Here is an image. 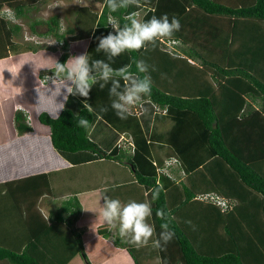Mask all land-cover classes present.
<instances>
[{"label": "trees", "instance_id": "1", "mask_svg": "<svg viewBox=\"0 0 264 264\" xmlns=\"http://www.w3.org/2000/svg\"><path fill=\"white\" fill-rule=\"evenodd\" d=\"M38 1L0 0V9L10 7L31 32L57 40L59 63L68 59L69 42L79 39H89L90 59L106 60L103 52H96L97 37L115 34L110 18L121 27L123 17L133 12L142 20L163 14L179 20L180 30L172 38H161L154 49L125 51L111 62L113 68L132 64L133 72V58L149 65L151 94L127 119L118 118L110 107V84L103 89L97 84L87 98L69 95L59 118L42 112L38 120L49 127L53 148L70 166L98 160L126 164L146 201H151V189L162 186L159 199L151 202L156 234L162 223L158 209H170L175 217L170 224L175 236L164 251L158 250L162 264H264V0H139V6L115 13L105 0H91L101 9L77 6L64 18V26L59 14L31 18L29 12ZM41 23L47 27L42 34L36 30ZM21 35L22 25L2 14L0 58L10 51L44 47L14 40ZM240 41L247 56L236 49ZM53 74L50 69L42 76ZM72 98L79 104L75 109L69 105ZM248 99L259 101L258 106ZM85 103L91 105V114ZM101 107L108 111L101 113ZM77 114L88 119L90 127L99 118L117 133L130 135L133 151L103 149L89 136L90 127L77 126ZM158 119H170V128L159 132ZM13 121L19 135L31 130L24 109H15ZM172 158L177 167L170 177L159 169ZM49 181L47 173H40L0 184V219L11 224L0 231V264H54L34 256L30 248L36 237L53 235L55 223L67 225L78 253L91 264L82 245L83 230L74 226L81 211L77 192L46 217L39 211V199L51 189ZM206 194L223 197L228 207L222 209L204 198ZM13 227L19 230L8 241V229ZM98 232L109 237L108 225L99 226ZM114 244L128 248L125 238H114ZM130 253L134 264H140ZM50 254L53 257L54 252Z\"/></svg>", "mask_w": 264, "mask_h": 264}, {"label": "crops", "instance_id": "2", "mask_svg": "<svg viewBox=\"0 0 264 264\" xmlns=\"http://www.w3.org/2000/svg\"><path fill=\"white\" fill-rule=\"evenodd\" d=\"M46 1L47 0H39L37 2V7L30 10L29 14L31 12L39 11ZM225 1L229 2L228 0ZM230 2L233 3L234 1L230 0ZM94 4L98 5L100 10V4ZM82 5L90 6L88 3L79 4L73 6L74 8L71 9L74 10L77 6ZM6 8L11 10L14 14L10 7L3 6L0 9V16L2 15L1 12ZM92 9L96 10L94 8ZM70 16L71 15H67L66 17L69 18ZM14 17V22L22 20L15 15ZM64 18L65 17L63 16L62 19L64 20ZM42 24L43 23L37 26ZM14 40L20 42V39ZM24 41L29 40L24 39ZM242 44L243 41H240L235 45L237 46L236 49H242L239 48V45ZM88 45L89 39L70 41L68 59L72 56L86 53ZM241 53L244 56H247V53H245L243 49ZM60 54V44L54 39L52 44L45 45L37 50L19 52L10 51L7 56L0 58V184L35 174L47 173L50 179L49 184L51 189L46 195H42L38 203V209L45 217L49 213L57 210L56 206H52L53 197L57 194V192H54V189H56V187L61 188L65 186V181H70L69 179L72 177L74 178V176H71L65 180L63 172L78 167L70 166V163L55 151L50 140L49 127L38 120V116L42 112H46L51 117H56L62 110V108H60L61 104H63L64 107L69 97L64 85H60L59 91H57V85H59L60 81H56L57 85L53 83V79L51 78H54V74L42 76L43 72L54 67V61L58 60ZM191 63L194 62L191 61ZM46 76L50 77V79L45 81L44 78ZM65 83L70 82L66 81ZM66 95L67 99L65 100ZM248 101L254 107L258 106L257 102L259 103V101L255 102L253 99H248ZM69 105L75 109L79 104H77L75 98H72ZM139 106L140 104L136 106V108H139ZM18 107L24 109L28 113V119L31 126V130L21 135L16 132L13 121L14 111ZM165 122L169 124L168 128L162 126V123ZM102 123H104L102 120L95 118L90 127L91 132L89 129V136H96L95 134L107 129V132L110 131L108 134V140H102L101 137V139H94L91 137L94 141L99 140L96 142L105 150H111L114 147H118L129 153L133 151L131 146L133 143L130 135L117 133L109 125L105 123L107 125L106 127ZM155 125L159 132H165L170 128L171 121L170 119H158L155 122ZM160 125L163 127L162 129L159 128ZM161 154L162 153H159V155ZM79 166L81 167H79L78 170H73V174L79 172V176L83 177L88 173L87 171L90 167L88 164H82ZM176 167L177 166L174 164L170 167L172 176L176 175L173 174ZM107 168L109 174L106 175V177L103 175L104 177H102L103 179L101 181H95L97 183L94 182L89 186L87 185L72 191L73 193L77 192L76 197L81 205V211L74 222V226L83 230L81 233L82 245L91 264H133V259L129 256L127 250H136L137 248L134 245L130 244L126 239L128 248L116 246L114 244V238H116L115 236L118 231L116 229H110L109 226V237H103L98 232V227L105 224L100 221L98 215L99 209L103 204V199H100V194L103 189L107 188L108 195L112 198L121 200L122 203H126L130 199L144 202L146 201V195L142 186L137 184L134 180L132 171H130V168L126 164L108 161ZM177 174L181 173L179 172ZM51 176L53 177V180H51ZM180 177L182 178V176ZM70 194L71 193L64 195L65 198L70 196ZM148 222L152 224L151 217ZM57 224L63 225L64 223ZM8 225L11 226L9 222L5 221V218L0 219V231L4 230L2 228H6ZM18 230L19 229L14 227L8 229V241L13 240V235ZM56 232L57 231H52V233ZM25 233L27 234V232ZM54 236L57 235H50L47 232L36 237L30 248L31 253L46 263L49 260H53V257L60 253V246L57 244L56 246H53V244H51L52 241L56 240ZM50 252H54L53 257ZM45 253L47 254L45 255ZM133 254L140 264H143L141 255H139L138 258L135 253ZM156 254L158 257V250H156ZM47 257L49 259H47ZM157 257L154 255L152 258L157 259ZM56 262L57 261H55L54 264H57ZM64 264L85 263L80 253L76 251L68 257Z\"/></svg>", "mask_w": 264, "mask_h": 264}, {"label": "clouds", "instance_id": "3", "mask_svg": "<svg viewBox=\"0 0 264 264\" xmlns=\"http://www.w3.org/2000/svg\"><path fill=\"white\" fill-rule=\"evenodd\" d=\"M105 6L110 12L115 13L130 6H139V0H105ZM123 20L125 22L121 27L116 18H110L109 24L115 30V34L109 32L106 36L97 37L99 43L96 52H103L106 60L90 59L89 54L84 53L72 56L64 63L54 61V67L50 68L54 73V78H51L53 83L57 85L56 81H60L57 91L60 85H64L69 95L87 98L94 85L98 84L103 89L110 84L108 89L110 107L122 120L132 114V109L140 104L144 96L151 94L152 79L148 74L149 65L143 59L133 58L135 72L131 70L132 64L113 68L111 62L125 51L149 50V46L154 49L161 38H172L181 27L177 18L172 17L170 20L167 14L160 17L153 15L147 20H142L133 12L125 15ZM48 79L50 77L44 78L45 81ZM66 81L70 83H65ZM60 108H63V104ZM84 108L90 114L93 112L90 104L85 103ZM107 111L108 107L100 108L101 113ZM76 121L78 127L86 130L90 127L88 119L79 114ZM161 191L162 186L151 189V201L138 202L130 199L122 203L121 200L108 195V189L105 188L100 194V199H103L98 213L100 221L107 224L110 229H116L119 237L127 239L136 248L147 247L150 244L153 249L164 251L175 236V232L170 228L175 217L170 209L161 208L156 211V216L162 221L158 235L155 226L148 222L152 216L151 202L159 199ZM6 194L5 190L4 195ZM187 223L191 224V221ZM156 264H162L159 256Z\"/></svg>", "mask_w": 264, "mask_h": 264}, {"label": "rangeland", "instance_id": "4", "mask_svg": "<svg viewBox=\"0 0 264 264\" xmlns=\"http://www.w3.org/2000/svg\"><path fill=\"white\" fill-rule=\"evenodd\" d=\"M90 4V6L96 10H99V6L94 4L91 0H47L44 5H42V7L40 8L39 11H35V12H31L29 15L31 18H37V19H42L45 20L47 19L50 15L52 14H59L62 18L63 16L66 17L67 15H72V10L71 8H74L73 6L79 5V4ZM101 9V8H100ZM66 15V16H65ZM61 18L62 20V25L64 24V20ZM18 23H20L22 25V35L19 38L20 42H24L25 40H29V41H25V42H31L34 45H50L52 44L54 38L51 36L48 37H44L41 36L39 34H35L33 32H31L28 29V26L26 23H24L23 20H18ZM64 26V25H63ZM37 32H46L47 31V27L46 25L42 24L40 26L36 27ZM38 42V43H37ZM103 125H105L107 127V125L105 123H102ZM162 126L164 128H168L169 124L167 122L162 123ZM161 125L159 126V128H163ZM93 129V127H92ZM107 130V129H106ZM106 130H102V132L91 135L92 138L94 139H98V138H102V140H108V134L110 133V131H106ZM91 132V129H90ZM89 132V134H90ZM100 138V139H101ZM122 140V139H121ZM99 141V140H96ZM88 166L90 167L89 170L87 171L88 173L86 175H84L83 177H80V173H76L73 174V170H78L79 167L73 169V170H66L65 172H63L64 178L65 180H67V178L74 176V178L72 177L71 179H69L70 181H65V186L61 187V188H57L54 189V192H57V194L53 197V202H52V206H56V208L60 209L63 207L64 205V200L67 199L65 198L64 195H68V193L73 194V190L77 189V188H81V187H85V186H89L90 184H93L95 181H101L104 177L103 175H108L109 171L107 170L108 168V161H95V162H91V163H87ZM56 176V175H55ZM175 176V175H174ZM51 180H53V177L51 176ZM97 183V182H95ZM70 194V196H71ZM63 199V200H62ZM62 200V201H61ZM63 224V223H62ZM67 225L64 223L63 225L61 224H53L52 228L50 229L51 231H57L58 233H52L55 234L57 236H54V238L56 240L52 241L51 244H53V246H56V244L58 246H60V253L55 255L53 257V260L57 261L56 263L58 264L59 261H63L65 258H67L68 256H70L72 253L78 251L77 247L73 241V237L71 236L70 232L68 231V228L66 227ZM50 231V232H51ZM115 237H118L120 239H123L121 237H119V234L117 233V235ZM154 250V252H153ZM129 256L131 257V259H133V256L131 255L130 252L135 253V255L139 258V255H141L142 259H143V264H156L157 259H153L152 257L155 255L157 257L156 254V250L153 249L150 244L147 247H143V248H137L136 250H127ZM47 253H45L46 255ZM47 259H49L47 257ZM5 264H9L8 262H6ZM133 264H134V259H133Z\"/></svg>", "mask_w": 264, "mask_h": 264}, {"label": "built area", "instance_id": "5", "mask_svg": "<svg viewBox=\"0 0 264 264\" xmlns=\"http://www.w3.org/2000/svg\"><path fill=\"white\" fill-rule=\"evenodd\" d=\"M1 13L5 14L6 18H9L10 20L15 21V18L13 16V13L11 10L6 8ZM176 162L177 161L175 158H172L170 160H166L164 162V165L159 169V171L162 172L163 174L167 175V176L172 177V174L170 172V166L172 164H175ZM203 197L206 198L207 200H210L211 202L215 203L216 205L220 206L222 209L228 207V205H229V202L226 199H224L223 197H221L217 194H206Z\"/></svg>", "mask_w": 264, "mask_h": 264}, {"label": "water", "instance_id": "6", "mask_svg": "<svg viewBox=\"0 0 264 264\" xmlns=\"http://www.w3.org/2000/svg\"><path fill=\"white\" fill-rule=\"evenodd\" d=\"M84 261V263L86 264V261L85 260H83Z\"/></svg>", "mask_w": 264, "mask_h": 264}]
</instances>
